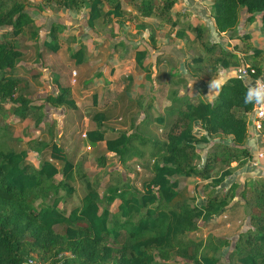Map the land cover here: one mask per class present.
<instances>
[{"label": "trees", "instance_id": "16d2710c", "mask_svg": "<svg viewBox=\"0 0 264 264\" xmlns=\"http://www.w3.org/2000/svg\"><path fill=\"white\" fill-rule=\"evenodd\" d=\"M176 2L0 0V30L9 28L0 39V114L2 117L7 114L2 106L7 101L12 105L10 110L22 119L28 117L30 110L36 112L37 122L42 118L40 107L30 109L31 99L21 95V82L13 76L22 55L16 40L34 23L30 10L43 12L53 6L72 14L85 12L88 30L98 20L107 25L112 20L137 24L135 21L139 19H153L168 26L169 32H180L178 37L182 38L177 12L172 13ZM123 4L131 8L130 13H123ZM242 12L247 15L245 23L252 24L258 16L264 29V0H211L209 15L218 38L223 34L231 40L237 39L242 47L250 43L249 35H232L238 33ZM135 28L145 31L147 26L140 23ZM63 30L53 19L46 28L48 40L43 41V50L56 53L63 46L68 48L75 43L69 57L79 66L85 59L86 47L76 43L74 37L60 38ZM193 31L204 54L215 60L212 73L219 69L236 71L242 65L252 80L264 78V63L257 64L259 58L264 59V50L246 52L241 60L237 44L233 51H226L217 43L205 44L197 27ZM30 36L37 40L36 32H30ZM150 43L155 49L153 36ZM146 54V50L134 52L138 67H142ZM203 63V57L191 59L187 71L190 78L200 79ZM54 82L57 93L46 96L44 102L54 108L76 110L68 89L61 87L56 79ZM128 91L127 87L124 93ZM249 92L242 79L234 76L220 85L212 102L173 98L168 110L173 117L161 142L125 131L105 137L101 129L106 114L95 112L91 117L94 128L84 134L86 143L89 146L103 143L105 151L117 159L124 171L136 164L147 170L150 177L139 189L129 181L113 182L101 193L85 182L86 192L67 214L59 206L75 193L71 185L75 164L60 143L38 145L35 150H47V156L37 167L26 161L24 150L0 149V264H26L33 257L41 264H219L217 255L231 247L233 237L236 238L231 255L234 264H264L263 183L259 186L251 183V199L246 191L237 195L239 185L232 183L222 194L207 195L200 206H189L181 203L177 181L178 177L199 178L208 181L209 188L216 189L251 157L246 147L248 116L258 100L246 101ZM173 94L176 96V92ZM175 103L178 109H174ZM96 105L97 98L93 95L92 106ZM194 127L200 135L193 133ZM216 139L228 140L229 144L214 145L215 150L207 154L201 168L193 165L196 147L208 146ZM58 175L61 179L56 181ZM237 197L244 203L232 207L230 204ZM115 201L118 204L113 212L109 207ZM246 220L247 231L237 234ZM198 222L206 224L209 236L205 242L187 237L197 231ZM214 231L218 232L211 235Z\"/></svg>", "mask_w": 264, "mask_h": 264}, {"label": "rangeland", "instance_id": "374dc122", "mask_svg": "<svg viewBox=\"0 0 264 264\" xmlns=\"http://www.w3.org/2000/svg\"><path fill=\"white\" fill-rule=\"evenodd\" d=\"M209 1L195 0L192 3L193 7H187V10L182 14L177 11L180 9V4L188 5L189 2L188 0H177L174 10L175 12L177 11V18L180 22L179 28L183 32L182 39H179L181 41L174 35L176 30L169 32L168 26L160 25L158 22L157 24H151V22L145 21L147 22L146 31L135 32L132 30L133 25H130L128 29H122L114 23L104 25L98 20L95 22L94 28L88 30L85 12L73 15L52 6L47 7L44 11L48 15L47 17L55 15L57 23L64 28L60 38L74 37L76 43H81L89 49V51H86V66L83 69L76 66L69 57L70 52L76 47L75 43L68 48L63 46L58 52L49 56H45L48 55L47 53L44 56L37 55L38 51L43 49L42 43L47 35L44 19L39 18L36 20V24L34 22L28 28L29 30L16 40L18 49L22 54L18 61L17 69L19 63L24 67L21 70H17V74L14 68L13 73L22 80L21 95L31 98L30 109L31 107H40L39 114L42 118L37 122L36 112L30 110L28 117L22 119L10 110L12 105L9 102L2 103V106L6 107V110L3 109L7 114H5V117L0 114V149L24 150L26 161L37 167L42 158L47 156V150L42 152L35 150L38 145H46L51 141L60 142L75 164V176L71 183L75 193L72 197L66 198L65 203L59 206L61 211L67 214L71 207L78 203L86 192L85 182H89L101 193L107 185L113 182L123 184L129 181L134 187L139 189L140 184L150 177L147 170L140 169L136 164L131 165L128 171H124L118 165L117 159L105 151L102 143L89 146L86 145L85 139L82 138L85 129L94 128L91 117L97 111V108L86 106L90 104L91 95L95 94L94 80L102 75L105 69L103 67L105 57L107 54L109 56L113 55L112 49L117 46L118 42H122L125 48L131 49V45L129 46L127 43L131 40L136 41L138 46H143L141 49L148 52V56L143 61L142 67H138L134 63L126 70L130 77L122 76L123 82L120 86L117 85V83H120L119 76L116 78L117 81L114 82L112 74L108 75L106 72L105 78L102 75L101 109L104 108V99L108 108L113 106L106 113L108 119L101 129L106 137L115 135L112 132L113 129L118 130V132L136 133L153 141H164L165 130L172 118L168 110L173 98L192 101L204 99L212 102L216 98L220 85L225 83L228 78L239 75L238 69L236 72L235 70L223 71L219 69L216 73H212L211 67L212 65L216 66L215 60L209 59L204 54L201 45L195 38L193 28L197 27L201 31V37L205 44L217 43L226 51H233L235 42L226 35H219L218 38V35L212 30ZM33 13H35V18L40 16L39 12L35 10ZM172 13L174 14L173 11ZM244 16L245 14L242 12L240 24ZM141 21L144 22L141 19L136 22L139 23ZM8 30L9 28L0 30V39L3 32ZM33 31L37 33V40L30 36V32ZM235 34H232L233 37ZM151 36L155 40L157 48L155 52H152ZM103 39L105 40L102 41ZM261 39L263 40L264 37H261ZM259 41L252 40L251 43H247L244 47L237 44V51H245L248 54L251 49H264V44L261 46ZM130 52L128 50L126 54H130ZM198 57H203L204 63L200 66V79L194 80L190 78L187 72L189 71L188 63H190L191 59H197ZM263 63L264 59L259 58L257 64L263 65ZM180 64L183 65L185 70L184 75L179 72ZM133 77L136 78L135 81L132 80ZM54 79L61 87L69 89L70 92L74 88L73 97L75 98V103L79 105V109L72 111L69 107L54 108L44 102L46 96L57 93L58 89ZM242 81L246 84L245 77ZM123 85H125L124 89H122ZM127 87L129 91L133 90L135 99L131 104L123 103L122 105L120 99H114L111 94L121 92L119 94L121 97ZM115 88H117L116 91ZM175 92L176 96L173 94ZM193 93L197 95L195 98L192 97ZM114 105H118V109ZM121 107H125L126 112H123ZM173 107L178 109L176 103ZM88 108L91 109L89 115L85 113ZM115 109L118 111L113 112ZM74 114L75 116H73ZM159 119H162L163 123L158 122ZM193 133L196 135L201 134L197 127L193 128ZM218 143L229 144V141L216 139L211 140L208 146L196 147V157L193 165L201 168L207 154L213 152L215 150L214 145ZM246 147L251 157L244 162L243 166L236 168L232 176L219 188H209L207 186L209 182L201 181L199 178L178 177V191L181 195V203L189 206H200L207 195L211 193L222 194L232 183L239 185L236 191L237 195L242 191H246L248 199H251L253 196L251 183L257 186L261 183L264 184V124L257 133L248 128ZM57 167L61 168L60 165ZM60 179L61 177L58 175L56 181ZM243 203L237 197L233 199L230 205L233 207ZM117 204L118 202L115 201L110 205L109 209L114 212ZM100 207H103V203L100 204ZM197 225V231L187 234V237L195 241H207L209 234L206 224L198 222ZM247 229L248 223L246 220L245 225L236 233H244ZM217 232L214 231L211 235H216L215 233ZM235 241L236 238L233 237L230 240L231 247L219 252L217 255L219 264L235 263V259L231 257ZM31 260L32 264H41L34 257Z\"/></svg>", "mask_w": 264, "mask_h": 264}, {"label": "crops", "instance_id": "0c3cea01", "mask_svg": "<svg viewBox=\"0 0 264 264\" xmlns=\"http://www.w3.org/2000/svg\"><path fill=\"white\" fill-rule=\"evenodd\" d=\"M185 1H187V0H185ZM193 1H195V0H188V2H189V4L188 5H184V4H180V6H179V8L180 9H178L177 11H180L182 14L185 12V10H187L186 8L187 7H189L190 6V8L191 7H193ZM187 2V3H188ZM209 2H211V0L209 1ZM176 6V5H175ZM53 7V6H52ZM55 8V7H54ZM175 8V7H174ZM174 8H173V12L175 13V10H174ZM31 11V12H30ZM29 11V14H30V16H31V18H33L34 19V22L36 21V20H38L39 18L40 19H44L45 20V22H44V26H45V29L49 26V24H50V22L54 19V20H56V22H57V18H55V15H51V16H49V17H47L48 15L46 14V12H39V14H40V16H38L37 18H35V13H33L34 12V10L32 9V10H30ZM36 11V10H35ZM122 11H123V13H125V11H126V13H130L131 12V8L129 7V6H127V5H125V4H123V7H122ZM176 11V12H177ZM68 13H70V12H68ZM81 12H79V14H80ZM125 13V14H126ZM33 14V15H32ZM71 14V13H70ZM132 14L133 15H135V13L134 12H132ZM244 14H245V16H244V18H243V20H241V24H240V28L238 29V33L237 34H235V35H238L239 37H242V36H244V35H249L250 36V38H251V40H250V43L252 42V40L254 41H258V40H260L259 42L261 43V46L264 44V39L262 40L261 39V37H264V29L261 27V25L259 24V22H258V16L256 17V19H255V21L252 23V24H247V23H245V18H246V13L244 12ZM73 15H76V14H73ZM192 17V16H191ZM141 20H143L144 22H139V23H137V24H140V23H142V24H145L146 25V23L147 22H151V24H157V21H155V20H153V19H141ZM113 22H111V23H114V24H116V25H118L120 28H122V29H128V27H130V25H133L132 26V30H134L135 32H144V31H138L136 28H135V25H137L136 23H132V22H129L128 20L127 21H124V22H115V20H112ZM145 21H147V22H145ZM136 22V21H135ZM110 23V24H111ZM35 24H36V22H35ZM107 25H109V24H107ZM168 28V27H167ZM126 31V30H125ZM146 31V30H145ZM168 31H169V28H168ZM179 31H181V30H179ZM174 32V31H173ZM179 34H180V32H178V33H175L174 32V35H175V37H177V39L179 40V39H182V38H179L178 36H179ZM183 35V34H182ZM221 35H223V34H221ZM220 35V36H221ZM183 37V36H182ZM47 41L48 40V38L47 37H45V39H44V41ZM105 39H103L102 41H104ZM179 41H181V40H179ZM233 42H235V44H240L241 46H242V43L239 41V40H237V39H234L233 40ZM130 47H131V49H127V48H125L124 46H123V43L122 42H118V44H117V46H115V47H113V51H112V53H113V55H106V57H105V63H104V70H103V72H102V75H103V77L105 78V73L107 72V74L109 75V74H112L113 75V80H115L114 82H116L117 81V76H119V78H120V83H117V85H121V83L123 82L122 81V79H121V77L122 76H129V73L126 71L131 65H133L135 62H134V52L136 51V50H144V49H141V48H143V46H138V42H136V41H133V40H131V41H129V43H127ZM157 48H155V49H152V52H155V50H156ZM128 50H130L131 52H130V54L129 53H127L126 54V52H128ZM254 49H251L249 52H248V54L251 52V51H253ZM262 50H264V49H262ZM86 51H89V49L88 48H86ZM150 52H151V50H149ZM158 51V50H157ZM45 53H47L45 50H43V49H41V50H39L38 51V53H37V55L38 56H44L45 55ZM246 52L245 51H242L241 53H238V56H239V58L242 60V58L244 57V55H246L245 54ZM48 55H45V56H49V55H51V54H53V53H47ZM146 56H148V52H147V54H146ZM130 60V61H129ZM86 63H85V59H84V61L78 66V67H81L82 69L86 66L85 65ZM17 65H18V63L16 64V66H15V70H16V74H17V70H21L24 66L22 65V64H20L19 63V66H18V69H17ZM108 67V68H107ZM241 67H242V65H241ZM113 70V71H112ZM236 72V71H235ZM15 73L13 74V76L17 79V80H19L20 82L22 81L17 75H15ZM75 75H76V73H75ZM102 75L101 76H99V78H97L96 80H94L95 82L93 83V86H94V88H95V94H92L91 95V101H90V104L89 105H86V106H91V107H93L92 106V97H93V95H95L96 96V98H97V105H96V107L95 108H97V111L96 112H101V113H103V114H106V113H108V111L109 110H111V108H113V106H110L109 108L106 106V104H107V102L105 101V99H104V103H103V109H101V86L103 85V84H101V78H102ZM237 75H235V77H236ZM130 77V76H129ZM129 77H126V78H129ZM232 77H234V76H232ZM231 78V77H230ZM109 80V79H108ZM132 80L133 81H135L136 80V78L135 77H133L132 78ZM250 81H252L251 79H247L246 78V82L248 83V84H250ZM113 82V83H114ZM112 86H114L113 84H112ZM124 86L125 85H123L122 87V89H124ZM250 86H251V84H250ZM113 89V88H112ZM116 89L117 88H115V91H116ZM73 90H74V88L71 90V92H70V90L68 89V91H69V94H70V98L74 101V103H75V98L73 97L74 95H73ZM131 90V89H130ZM110 91H112L111 89H110ZM133 91V90H132ZM132 91H128V92H126V93H123L124 95H121V97L119 96V94H121V92L120 93H115V94H111V95H113L114 96V99H117V98H119L120 99V101H121V104L123 105V103L124 104H127V103H129V104H131V102H133V100L135 99V96H133V92ZM55 94V93H54ZM53 94V95H54ZM194 94V93H193ZM192 94V95H193ZM29 99H31V98H29ZM209 101V100H208ZM114 103H116V101H114ZM32 104V103H31ZM121 105V106H122ZM75 106H76V109H79V105H77L76 103H75ZM114 107H116L117 109H118V105H114ZM6 108V107H5ZM123 108V109H122ZM121 110L123 111V112H126V109H125V107H121ZM72 111H76V110H72ZM106 111V112H105ZM115 111H118V110H113V112H115ZM85 113L87 114V115H89L90 113H91V109H86V111H85ZM73 116H75V114L73 115ZM172 117H173V115H171ZM70 118V117H69ZM108 119V116H106V120ZM171 120H172V118H171ZM87 125V124H86ZM88 129H85L84 130V133L82 134V136L85 134V132L87 131ZM112 132L113 133H118V130H113L112 129ZM112 136H114V135H109L108 137H112ZM106 137V136H105ZM83 138V137H82ZM83 139H85V138H83ZM57 143H60L59 141L57 142ZM98 144H101V143H98ZM98 144H96V145H98ZM86 145H88L87 143H86ZM102 145L104 146V144L102 143ZM77 148V147H76ZM104 149H105V147H104Z\"/></svg>", "mask_w": 264, "mask_h": 264}, {"label": "built area", "instance_id": "2783aa9c", "mask_svg": "<svg viewBox=\"0 0 264 264\" xmlns=\"http://www.w3.org/2000/svg\"><path fill=\"white\" fill-rule=\"evenodd\" d=\"M239 75L238 78L251 79L249 73L243 68L238 69ZM250 73H253L251 70ZM252 80V79H251ZM255 91H261L264 93V78H259L257 80H252ZM264 124V97L257 101V104L253 112L248 116V128L254 131L255 133L259 132L261 126ZM85 138V135L82 136ZM32 260H28L26 264H32Z\"/></svg>", "mask_w": 264, "mask_h": 264}, {"label": "clouds", "instance_id": "9594fccd", "mask_svg": "<svg viewBox=\"0 0 264 264\" xmlns=\"http://www.w3.org/2000/svg\"><path fill=\"white\" fill-rule=\"evenodd\" d=\"M262 97H264V93H262L261 91H250L248 93V95L246 96V101L247 100H252V99H256V100H259L261 99Z\"/></svg>", "mask_w": 264, "mask_h": 264}, {"label": "water", "instance_id": "95a60500", "mask_svg": "<svg viewBox=\"0 0 264 264\" xmlns=\"http://www.w3.org/2000/svg\"><path fill=\"white\" fill-rule=\"evenodd\" d=\"M241 68H243V66H242ZM179 72H180L181 75H184V73H185V70L183 69V65H182V64L179 65ZM250 84H251V86H250ZM250 84H248V83L246 82L245 86H246L247 88H249L250 91L255 92L253 82L250 81Z\"/></svg>", "mask_w": 264, "mask_h": 264}]
</instances>
